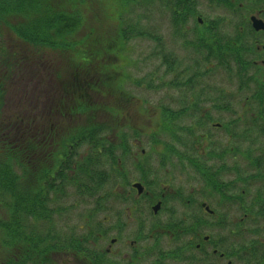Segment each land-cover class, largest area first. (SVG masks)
Listing matches in <instances>:
<instances>
[{
	"label": "flooded vegetation",
	"instance_id": "af4514ba",
	"mask_svg": "<svg viewBox=\"0 0 264 264\" xmlns=\"http://www.w3.org/2000/svg\"><path fill=\"white\" fill-rule=\"evenodd\" d=\"M173 1L186 13L180 37L171 26L191 53L187 89L199 97L197 78L221 71L226 56L234 120H216L231 103L174 98L195 119L178 128L185 134L168 133L172 150L156 152L155 165L152 151L132 150L139 139L128 136L118 175L106 176L102 213L77 215L83 222L63 225L64 233L61 216L48 217L54 231L44 222L41 234L56 244L44 264H264V0ZM203 9L219 13L206 18Z\"/></svg>",
	"mask_w": 264,
	"mask_h": 264
},
{
	"label": "trees",
	"instance_id": "16d2710c",
	"mask_svg": "<svg viewBox=\"0 0 264 264\" xmlns=\"http://www.w3.org/2000/svg\"><path fill=\"white\" fill-rule=\"evenodd\" d=\"M173 2L161 0L158 6L168 14L180 37L186 13L182 2ZM155 3L156 0H0V29L2 26L8 28L37 55L42 52L40 48L48 47L73 53L75 60L68 70L64 67L66 76L62 83L56 80L60 76L58 67L48 70V66L45 69L42 64L48 79L53 77L57 82L58 90L47 93V84L36 80L39 73H31L32 54L7 45L0 36V204L4 209V217H0V264H44L48 261L45 254L55 249L56 244L46 242H51L53 235L43 236L41 232L45 228H40L39 222L47 219L46 230H55L48 217L57 210L52 205L58 203L52 202L60 199L65 186H74L78 194L95 200L85 215L102 213L103 194L99 192L104 189L106 176L118 175L123 153L130 150L128 134L122 131L125 125H118L117 119L121 108L128 103L125 96L130 92L125 85L129 81L141 82L140 78L133 79L124 71L125 64L130 61L124 54L126 45L133 36L149 37L139 16L143 17V11ZM88 4L94 5L90 13L98 22L101 21L97 18L99 15L116 22L114 36L94 34L86 18ZM137 9L142 12L135 14ZM158 47L164 71L177 67V59L170 53H163L161 43ZM232 59L234 61V56ZM229 62L224 56L221 66L234 77V71L231 73L234 68H228ZM184 69L183 66L175 71L170 85L191 86L193 78L187 76ZM202 78L198 83L203 94ZM15 80L21 81L33 94L32 109L35 111L24 113L25 127L21 109L15 119L10 113L4 114L6 88L9 89ZM206 89L209 90L208 85ZM222 94L223 89H219V101L223 100ZM38 115L44 118V126L41 125L42 117L37 121ZM110 117L114 118L111 124L107 122ZM175 118L169 110L163 109L156 130L149 134L151 142L161 141L162 133L170 134L166 130L178 126ZM128 128L133 137L142 133L135 127ZM108 133L114 134V138ZM162 143L165 145L162 150H172L168 143ZM83 145V151L78 152ZM11 164L18 168V174L11 170Z\"/></svg>",
	"mask_w": 264,
	"mask_h": 264
},
{
	"label": "rangeland",
	"instance_id": "374dc122",
	"mask_svg": "<svg viewBox=\"0 0 264 264\" xmlns=\"http://www.w3.org/2000/svg\"><path fill=\"white\" fill-rule=\"evenodd\" d=\"M161 0H156V5L148 7L146 10L143 11L144 16L140 17V23L143 26L144 30L148 32L149 37L147 35H141V36H133L130 40H128L126 45V52L124 53L129 58V62L123 61L124 71L130 75L131 78H140L141 82L139 84H136L133 81H129V83H126L127 91L130 92L129 96H125V100H127V108L126 106L121 108V111L118 115V125H125V128L122 129V131H125L128 136H130V140L133 143V136H131L132 133H129L128 126L135 127L138 130H140L142 133L138 137V143L139 146L131 145L132 150H137L138 152L141 151V149H144L146 152H151L153 154V159L151 160V164L155 165L157 163V154L156 152L163 151L162 149L165 148V145L162 143L166 142L170 144V136L173 134H180L184 135L185 133L182 132V130L178 129L180 126H186L187 124H191L195 119L191 118L188 115V112H182L180 113L178 109V105H175L177 102L174 100V98L180 102H188L189 97H196L194 96L195 91L192 92V90H188L185 86H176V85H170V82L172 79H174L175 71L177 69L182 68L187 63V60H185L184 56H189L191 53L187 48L182 45V42L178 40V38H175L174 35H172L173 32V26H171L172 23H170V19L168 14L163 11L159 6L158 3ZM93 2V1H92ZM91 4V3H90ZM88 10V16L86 12V18L89 22V25H91L95 32L94 34L96 36H114L115 35V29H116V22L111 21L107 19V17L104 18L103 15H99L97 18L101 19L100 22H98L95 17L93 16V13H90V9H94V5H90ZM202 8H205L204 6ZM141 10H136L135 14H140ZM166 13V14H165ZM202 13L205 15L206 18L213 17L217 15L219 12H210L209 10H202ZM224 17H227L229 20L232 19L231 16L223 14ZM132 18H135V15L132 16ZM184 22V21H183ZM230 22H234L231 20ZM1 33V40L4 41L7 45L25 49L26 52H30L32 54L34 62L31 67V73L38 72V79L36 80H43V84L45 85V90L47 93L52 92L53 90L57 89V82L55 79L53 80L51 76V79H48V75L45 72L44 68L42 67L43 63L45 64V69L48 66V70L52 69L53 67H58L60 71V76L56 78V80H60L62 83L65 79V70L64 67L68 70V68L72 65H74L75 60L73 59L74 54L65 51V52H59L57 50H53L51 48L45 47L46 49L40 48L42 50L41 54L37 55V52H33L32 49L25 46L17 37L16 35L10 31L5 26H2L0 29ZM180 33H182V29L180 30ZM100 34V35H98ZM154 36V37H152ZM4 37V39H2ZM182 37V36H181ZM158 39V40H157ZM182 39V38H180ZM160 40V42H159ZM162 44L163 47V53H170L171 57L175 56V59H177V67L170 68L166 72L164 71L165 66L161 64L160 55L159 53V47L158 44ZM24 45V46H23ZM34 50V49H33ZM72 57V58H71ZM184 57V59H182ZM231 65V64H230ZM157 66H159L158 71L153 74V70L157 69ZM50 68V69H49ZM233 69V68H232ZM185 74H188L187 69L185 68ZM225 70L218 71V73H209L206 75V77H203V94L202 92L199 94V97L197 98V102H208V103H214L218 102L219 99L217 96L219 95V89H223L222 99L219 102L222 103H231L233 104L230 110H219L216 111L215 114H217V121H227V120H234V77L227 74L226 76ZM182 77V76H180ZM179 78V77H178ZM183 78V77H182ZM200 78V77H199ZM197 78V82L199 80ZM181 79V78H180ZM13 81L11 87L7 90L5 100H6V110L4 114L9 115L12 114L15 118L19 117V109L22 110L23 114V120L24 121V127H25V114L31 111H35L32 109V102H33V94H31V89L25 88L23 83L19 80ZM209 86V88L212 89V91L207 90L206 86ZM43 86V85H42ZM149 86V87H146ZM199 86V84H198ZM202 87V85H201ZM206 91H209V94H205ZM125 104V103H124ZM168 106L171 110V112H174V114H178V119L175 118L176 125L173 126L172 134L167 138L168 133L166 134H160L161 141H154L151 142L149 134L156 130V123L158 124V121L162 118L163 115V109L161 108L162 105ZM20 105V106H19ZM122 105V104H121ZM35 105H33L34 107ZM24 110V111H23ZM26 113V114H27ZM36 113H41L40 111H37ZM175 115V116H176ZM40 116L38 119H40L42 116ZM174 116V117H175ZM27 119L29 115L26 116ZM26 119V123H27ZM28 120H31L30 117ZM108 123H113L114 118L110 117L107 120ZM45 120L42 117L41 125L44 126ZM73 123V122H72ZM234 124V123H233ZM231 124V127L232 125ZM166 130V129H165ZM171 131V130H166ZM171 133V132H170ZM107 134V132H106ZM218 134V133H217ZM114 134L108 133V136H111L112 138ZM132 137V138H131ZM30 139H28L29 142ZM85 145L81 146L78 150V152L83 151ZM139 147V148H137ZM179 149V148H178ZM176 163L175 160H173L172 165ZM170 165H168L169 167ZM11 170L14 171L16 174H18L19 170L16 166L10 165ZM130 173H133L130 171ZM230 178V177H228ZM64 194L60 196V199H58L56 202L52 203H58L53 204L56 211L53 212L51 216L55 218V216H61V218L57 221V228L64 233L66 228H64L63 225H67L68 227L71 226V224H74L76 220L78 223H82L83 220L80 218H77V215H85L87 213V209L92 206V202H90L86 195L78 194L76 188L71 185H67L64 188ZM104 192V189L102 188L100 190V195H102ZM85 202V203H84ZM232 210V209H231ZM4 209L3 206L0 204V217H4L3 215ZM76 217V218H75ZM102 215L99 216V219H101ZM51 220V219H49ZM47 222V219H42L40 221V228H45V223ZM224 224V223H223ZM230 224H224L223 226V232H226L227 229L230 230ZM84 230V229H82ZM68 232V230H66Z\"/></svg>",
	"mask_w": 264,
	"mask_h": 264
}]
</instances>
